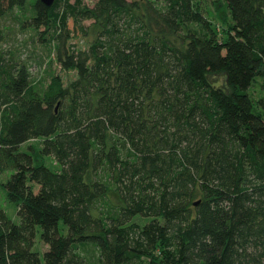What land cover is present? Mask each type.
Listing matches in <instances>:
<instances>
[{
    "label": "trees",
    "instance_id": "1",
    "mask_svg": "<svg viewBox=\"0 0 264 264\" xmlns=\"http://www.w3.org/2000/svg\"><path fill=\"white\" fill-rule=\"evenodd\" d=\"M26 1L0 0V19ZM225 1L218 37L193 0H32L75 73L38 89L0 49L17 214L0 206V264H264V0Z\"/></svg>",
    "mask_w": 264,
    "mask_h": 264
},
{
    "label": "rangeland",
    "instance_id": "2",
    "mask_svg": "<svg viewBox=\"0 0 264 264\" xmlns=\"http://www.w3.org/2000/svg\"><path fill=\"white\" fill-rule=\"evenodd\" d=\"M91 2V0H85ZM195 5L200 8L210 26L216 31L218 37L224 36V33L228 29V23L230 21V11L225 0H193ZM32 14V0H27L24 6L14 7L10 9L1 19V25L5 32V39L0 45V49L10 52L13 56L20 61L27 63L31 71V79L33 84L42 89L50 77L54 74H59L63 78L64 82H68L74 76L73 70H64L54 55V44L51 38V33H44L45 40H40L39 30L34 29L29 25V17ZM83 43L82 40L79 44ZM219 83L224 84V75L215 74L212 76ZM249 92L253 96H257L260 93L259 78L257 77L254 83L249 88ZM32 141V140H31ZM26 144V143H25ZM24 144V145H25ZM23 145V146H24ZM44 162L50 168H59V165L55 160L47 155L44 158ZM9 175V172H5L0 176V206H2L11 218L17 220L16 205L9 201L5 188L4 181ZM110 202H115V198L110 194ZM108 201V202H109ZM107 201H103L99 204L100 207L105 208ZM137 220L143 222L145 218L136 217ZM35 248L43 251L47 248V245L40 240V228L37 229L35 235ZM42 253V252H41ZM149 257H144L141 264H151Z\"/></svg>",
    "mask_w": 264,
    "mask_h": 264
},
{
    "label": "water",
    "instance_id": "3",
    "mask_svg": "<svg viewBox=\"0 0 264 264\" xmlns=\"http://www.w3.org/2000/svg\"><path fill=\"white\" fill-rule=\"evenodd\" d=\"M44 4L49 5L53 0H41Z\"/></svg>",
    "mask_w": 264,
    "mask_h": 264
}]
</instances>
